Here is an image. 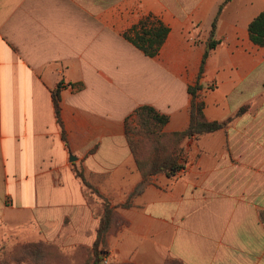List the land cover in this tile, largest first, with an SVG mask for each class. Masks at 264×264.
Wrapping results in <instances>:
<instances>
[{
    "label": "crops",
    "instance_id": "1",
    "mask_svg": "<svg viewBox=\"0 0 264 264\" xmlns=\"http://www.w3.org/2000/svg\"><path fill=\"white\" fill-rule=\"evenodd\" d=\"M139 1L152 7L129 16ZM224 1L0 0V226L89 251L102 200L83 179L119 214L109 264H264V46L247 30L264 0H231L216 24L200 98L223 127L186 139L183 168L121 207L141 180L126 124L147 105L165 133L188 127L187 89ZM150 14L169 29L152 58L123 38Z\"/></svg>",
    "mask_w": 264,
    "mask_h": 264
},
{
    "label": "trees",
    "instance_id": "2",
    "mask_svg": "<svg viewBox=\"0 0 264 264\" xmlns=\"http://www.w3.org/2000/svg\"><path fill=\"white\" fill-rule=\"evenodd\" d=\"M230 1L231 0H225L218 8L217 14L211 24L208 48L203 54L196 83L194 86L188 87L187 89V93L191 97L188 127L182 132L165 133L163 129L168 122V117L160 114L153 107L147 105L137 107L133 112V121L126 124L127 143L134 158L136 169L141 175V180L136 188L129 194L125 203L121 205L122 208L129 207L132 200L142 192L144 187L151 183L154 177L159 175L171 177L183 168L181 164L184 162L182 143L186 139L198 138L202 135L218 131L223 127L224 123L206 121L203 114L204 104L200 98V92L204 90L205 87L199 83V80L204 72V67L210 51L218 44V42L213 39L218 18L224 6ZM247 30L249 39L254 45L259 47L264 46V11L249 23ZM168 32V27L161 21L152 16H148L139 20L138 23L125 31L123 33V38L144 56L152 58L158 53ZM51 98L54 115L62 131L59 116V88L51 93ZM243 110L244 109H241L240 112ZM62 138L64 140L63 132ZM163 140L169 143L166 150H164ZM147 143L150 144V149L149 153L144 156ZM180 159L182 160L181 163ZM82 181L86 188L96 194L93 188L86 184L83 179ZM102 201L103 214L100 217L99 225L96 229L95 241L90 249L92 264H101L102 259L108 255L106 250V238L111 228V218L114 213V208L109 207L108 202L105 200ZM169 264L175 263L171 262Z\"/></svg>",
    "mask_w": 264,
    "mask_h": 264
},
{
    "label": "rangeland",
    "instance_id": "3",
    "mask_svg": "<svg viewBox=\"0 0 264 264\" xmlns=\"http://www.w3.org/2000/svg\"><path fill=\"white\" fill-rule=\"evenodd\" d=\"M158 1L163 2L164 0ZM169 6L172 7L173 5H165V7ZM116 7L118 12V10H120L119 5L114 6V8ZM151 7L152 6L150 5L141 4L139 1L138 6H133V11H130L128 15L134 18L143 17L147 14V9ZM157 8L158 6H155V9ZM150 16L154 17V15L152 14H150ZM196 40V38H193L192 42H195ZM163 145L165 147L164 150H166V148H168L169 146V143L166 140H163ZM149 149L150 144L147 143L145 146L144 156L149 153ZM181 161L182 160L180 159V163ZM88 193L94 194L90 190ZM95 195L100 198L98 194ZM101 200H105L106 202H108V200L104 198H102ZM108 204L110 207V202H108ZM101 205L102 208L98 213L100 217L103 214V201L101 202ZM92 206L93 208H95L93 202ZM118 215L119 214L114 211L111 218L112 222H114V220H118ZM0 264H92V257L90 250L84 251L82 249L64 247L56 244L46 243L43 241L29 242L26 240V236H24L23 234L20 235L18 231L6 226H0Z\"/></svg>",
    "mask_w": 264,
    "mask_h": 264
},
{
    "label": "built area",
    "instance_id": "4",
    "mask_svg": "<svg viewBox=\"0 0 264 264\" xmlns=\"http://www.w3.org/2000/svg\"><path fill=\"white\" fill-rule=\"evenodd\" d=\"M107 256H108V255H107ZM107 256L104 257V259H103V261H102V264H109Z\"/></svg>",
    "mask_w": 264,
    "mask_h": 264
}]
</instances>
